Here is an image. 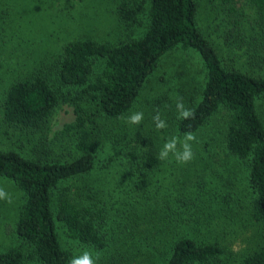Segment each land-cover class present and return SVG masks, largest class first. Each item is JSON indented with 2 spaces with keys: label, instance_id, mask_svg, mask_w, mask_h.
<instances>
[{
  "label": "trees",
  "instance_id": "trees-1",
  "mask_svg": "<svg viewBox=\"0 0 264 264\" xmlns=\"http://www.w3.org/2000/svg\"><path fill=\"white\" fill-rule=\"evenodd\" d=\"M113 1L102 35L56 30L39 53L0 39V127L17 144L0 149V177L24 198L0 264L84 251L96 264H264V0ZM207 4L225 30L217 48L202 32ZM177 49L199 57L201 76L164 73L154 89ZM181 99L193 118H179ZM64 105L73 121L49 133ZM187 132L193 160L161 161Z\"/></svg>",
  "mask_w": 264,
  "mask_h": 264
},
{
  "label": "rangeland",
  "instance_id": "rangeland-1",
  "mask_svg": "<svg viewBox=\"0 0 264 264\" xmlns=\"http://www.w3.org/2000/svg\"><path fill=\"white\" fill-rule=\"evenodd\" d=\"M113 4V0H0V13L6 14L3 23L0 24V39L3 41L7 34H12L24 41L34 40L38 48L37 53H39L43 48L53 47L54 41L50 38V33L56 32V30L68 29L67 33L93 30L102 35L104 31H109L114 27L112 24L113 13L108 8H113ZM210 5L207 4L204 8L206 14L202 20L200 19L204 30L200 29L205 32L204 35L210 41L214 42V47L217 48L215 42L222 46L223 42L218 36H224L225 30L218 27L213 21L214 13ZM15 44V41L10 43L12 46ZM184 72L189 75L184 76V79L187 77L199 78L202 74L201 61L197 55L187 54L177 49L161 62L160 70L152 78L154 89L161 87L158 82L164 73H167L168 78L178 77L177 80H179L183 79L181 73ZM168 95L173 96L171 89L168 91ZM73 119L72 108L68 105L62 106L52 120V129L49 133L62 129L64 124L71 123ZM222 122H224L223 118L217 117L214 127H218ZM13 146L7 140L4 129L0 127V149H17V144H13ZM0 187L4 188L11 196V203L0 200V246L7 247L13 245V239L9 233L17 220L24 198L8 179L0 177Z\"/></svg>",
  "mask_w": 264,
  "mask_h": 264
},
{
  "label": "clouds",
  "instance_id": "clouds-1",
  "mask_svg": "<svg viewBox=\"0 0 264 264\" xmlns=\"http://www.w3.org/2000/svg\"><path fill=\"white\" fill-rule=\"evenodd\" d=\"M176 109L179 114V118L182 120H188L194 117L192 110L185 107L183 100H178L176 103ZM144 118L143 112H136L128 117V122L132 125H139ZM153 122L157 130H163L167 127V123L161 118L159 112L153 117ZM196 141V136L192 132L184 134L183 141H180L177 137H170L163 144L162 149L158 153V158L161 161H165L171 154L175 161L179 164H187L194 158L192 150V142ZM179 145V147H178ZM0 200H4L11 203L10 194L2 187H0ZM99 257L97 256L96 259ZM69 264H96V260L90 252L84 251L81 255L70 259Z\"/></svg>",
  "mask_w": 264,
  "mask_h": 264
}]
</instances>
